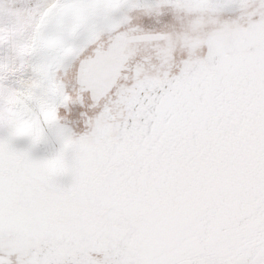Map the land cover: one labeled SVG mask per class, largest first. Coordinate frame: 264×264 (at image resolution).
Instances as JSON below:
<instances>
[{"label":"bare ground","instance_id":"6f19581e","mask_svg":"<svg viewBox=\"0 0 264 264\" xmlns=\"http://www.w3.org/2000/svg\"><path fill=\"white\" fill-rule=\"evenodd\" d=\"M133 1H101L98 24L113 33L88 63L94 99L124 83L131 125L116 141L105 121L87 141L42 115L0 114V264L73 251L78 264L207 251L211 264H236L247 225L264 217V0H136L135 12L155 13L121 29L110 13ZM32 238L45 245L39 259Z\"/></svg>","mask_w":264,"mask_h":264},{"label":"rangeland","instance_id":"374dc122","mask_svg":"<svg viewBox=\"0 0 264 264\" xmlns=\"http://www.w3.org/2000/svg\"><path fill=\"white\" fill-rule=\"evenodd\" d=\"M101 1L0 0V114L10 123H26L42 115L48 117L52 128L55 124L68 128L73 140L81 135L88 141L92 139L96 125L102 127L105 121L109 126L111 142L117 140L119 128L131 125L128 121L131 111L126 110L125 101H119L116 93L117 84H124L121 83L122 78H115L106 95L97 99H94L88 85L94 76L88 63L97 57L98 51L113 33V30L106 31L98 24L106 10ZM137 3L135 0L123 7V11L119 9L110 13L112 17L119 18L121 29L142 25L149 16L147 11L155 13L153 3L152 8L135 12L137 7L134 4ZM203 19L205 26L214 23L209 16L205 15ZM222 19L224 17L217 22ZM180 57L187 58L188 55L175 53L177 61ZM179 72L175 69L173 74L178 77ZM120 94L123 100L129 96ZM24 99L38 106L42 114L38 112L36 115ZM8 102L15 105L11 106ZM135 122L138 124L139 120L135 119ZM246 235L248 242L241 248L240 260L236 264H264V217L247 225ZM44 247L38 238H32L28 243V251H35L36 259H39ZM208 252L199 255L185 253L176 264H211L207 262ZM62 258H57L54 264H78L79 260L77 251L66 253ZM88 259L91 264H102L106 260L108 264H127L102 257L101 253ZM16 263L21 264L18 258Z\"/></svg>","mask_w":264,"mask_h":264}]
</instances>
